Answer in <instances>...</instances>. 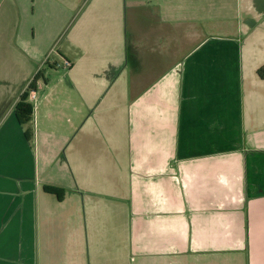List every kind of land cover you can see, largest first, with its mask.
Here are the masks:
<instances>
[{
	"label": "crops",
	"instance_id": "crops-1",
	"mask_svg": "<svg viewBox=\"0 0 264 264\" xmlns=\"http://www.w3.org/2000/svg\"><path fill=\"white\" fill-rule=\"evenodd\" d=\"M263 66L264 0H0V264H264Z\"/></svg>",
	"mask_w": 264,
	"mask_h": 264
},
{
	"label": "trees",
	"instance_id": "trees-1",
	"mask_svg": "<svg viewBox=\"0 0 264 264\" xmlns=\"http://www.w3.org/2000/svg\"><path fill=\"white\" fill-rule=\"evenodd\" d=\"M259 77H264V66L259 68L257 71ZM39 78H44V72L39 70L35 77L32 79V81L28 84L27 88L22 91L20 94L17 102L14 106V114L17 119V121L20 124H26L30 121L32 114H33V106L32 104L27 100L28 99V92L31 90H34L35 82ZM30 138V137H29ZM43 190L47 193L56 195L59 199L62 197V189H59L57 187L51 186V185H44Z\"/></svg>",
	"mask_w": 264,
	"mask_h": 264
},
{
	"label": "rangeland",
	"instance_id": "rangeland-1",
	"mask_svg": "<svg viewBox=\"0 0 264 264\" xmlns=\"http://www.w3.org/2000/svg\"><path fill=\"white\" fill-rule=\"evenodd\" d=\"M187 1V0H186ZM7 20V19H6ZM11 20V19H10ZM5 27V34L8 35V38L7 40H10L8 41L9 44H11L12 46L13 45H17V42L16 40L14 39V37L12 36V26H4ZM28 39V40H27ZM30 40V42H29ZM58 44H61L60 40L56 41H47V42H39V41H31V38L28 37L26 38V40L24 41V44H23V49L28 52V50H32L34 48H37V46L40 48V50H44L45 52H47V56H48V60L49 61H53L54 59H57V55H56V52L58 51ZM49 51V52H48ZM46 66V70H47V73L49 74H53V70H50L47 68L48 64L46 63L45 64ZM262 255H260L261 257Z\"/></svg>",
	"mask_w": 264,
	"mask_h": 264
},
{
	"label": "built area",
	"instance_id": "built-area-1",
	"mask_svg": "<svg viewBox=\"0 0 264 264\" xmlns=\"http://www.w3.org/2000/svg\"><path fill=\"white\" fill-rule=\"evenodd\" d=\"M28 97L29 98H34L35 97V93H34L33 90H31V91L28 92Z\"/></svg>",
	"mask_w": 264,
	"mask_h": 264
}]
</instances>
